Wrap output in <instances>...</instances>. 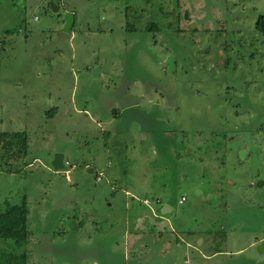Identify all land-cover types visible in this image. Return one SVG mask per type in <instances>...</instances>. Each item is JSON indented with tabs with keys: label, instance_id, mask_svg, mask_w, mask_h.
<instances>
[{
	"label": "rangeland",
	"instance_id": "obj_1",
	"mask_svg": "<svg viewBox=\"0 0 264 264\" xmlns=\"http://www.w3.org/2000/svg\"><path fill=\"white\" fill-rule=\"evenodd\" d=\"M261 15L264 0H0V137L28 139L23 158L0 147V208L25 199L28 264H264Z\"/></svg>",
	"mask_w": 264,
	"mask_h": 264
},
{
	"label": "trees",
	"instance_id": "obj_2",
	"mask_svg": "<svg viewBox=\"0 0 264 264\" xmlns=\"http://www.w3.org/2000/svg\"><path fill=\"white\" fill-rule=\"evenodd\" d=\"M255 29L263 35L264 38V16H259L255 23ZM23 133L12 135H2L0 137V147L3 154L14 155L23 158L28 150V139ZM16 150V153L14 152ZM13 152V153H12ZM28 209L25 199L19 204H11L8 201L3 202L0 208V240L11 241L16 250L0 248V264H28V255L21 251L28 243L30 231L27 226Z\"/></svg>",
	"mask_w": 264,
	"mask_h": 264
},
{
	"label": "water",
	"instance_id": "obj_3",
	"mask_svg": "<svg viewBox=\"0 0 264 264\" xmlns=\"http://www.w3.org/2000/svg\"><path fill=\"white\" fill-rule=\"evenodd\" d=\"M50 6H51V9L53 12H57L58 11V7H55L53 5V3L51 2L50 3ZM73 24V15L70 14V13H67L64 15V25H63V31L64 32H69L70 29H71V26ZM166 65H167V68L169 71L172 70L173 66H174V59L172 57H169L167 60H166ZM98 71V68H94L93 71H92V74L94 75L95 73H97ZM243 155V152L240 153V156ZM51 167L54 171L58 172V171H61L64 169V164H63V155L62 154H55L53 156V159L51 161ZM90 173L93 172L92 169H89ZM151 200H154V199H151ZM166 209L168 211H166ZM171 208L166 205V204H163L160 208H159V214L160 215H166L168 213L171 212ZM257 251L261 254H264V240L263 241H260L258 244H257ZM196 264H199L198 261L196 262Z\"/></svg>",
	"mask_w": 264,
	"mask_h": 264
},
{
	"label": "built area",
	"instance_id": "obj_4",
	"mask_svg": "<svg viewBox=\"0 0 264 264\" xmlns=\"http://www.w3.org/2000/svg\"><path fill=\"white\" fill-rule=\"evenodd\" d=\"M63 164H64V168H65L66 166L69 167V163H68V162L63 161ZM70 169H72V167H69V170L64 172L65 176H66L67 173L70 171ZM102 176H103L102 173H99V174L97 175V177H96V180L99 181V180L101 179ZM184 200H185L184 197H182L181 200L179 201V203L181 204ZM154 201H155L156 203H159V204H160V201H158V200H156V199H154ZM143 203H144L145 205L149 206V205H150V200L145 199V200L143 201Z\"/></svg>",
	"mask_w": 264,
	"mask_h": 264
},
{
	"label": "crops",
	"instance_id": "obj_5",
	"mask_svg": "<svg viewBox=\"0 0 264 264\" xmlns=\"http://www.w3.org/2000/svg\"><path fill=\"white\" fill-rule=\"evenodd\" d=\"M64 161V160H63ZM93 170V169H92ZM66 171H68V170H66ZM97 181V180H96ZM151 199H155V197H152ZM144 201V200H143ZM163 204H166V205H168L169 207H170V205L168 204V203H162L161 201H160V205H159V208L163 205ZM171 208V207H170ZM172 209V208H171ZM166 211H168L167 209H166ZM172 211V210H171ZM145 214H147V212H145ZM264 240V237L263 238H257V240L256 241H254V243H253V245L254 246H256L260 241H263ZM187 262V261H186ZM199 264H200V262H199Z\"/></svg>",
	"mask_w": 264,
	"mask_h": 264
}]
</instances>
